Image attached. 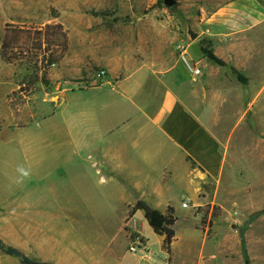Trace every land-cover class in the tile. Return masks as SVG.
Instances as JSON below:
<instances>
[{"label":"crops","instance_id":"obj_1","mask_svg":"<svg viewBox=\"0 0 264 264\" xmlns=\"http://www.w3.org/2000/svg\"><path fill=\"white\" fill-rule=\"evenodd\" d=\"M207 23L209 49L235 68L244 83L204 57L197 38L185 47L200 75L182 59L147 63L137 61L132 52L113 51L101 60L107 77L100 85L80 90L78 99H64L56 115L66 119L65 131L54 136L65 156L89 163V168L82 164L73 172L82 187L102 192L97 198L111 203L104 206L124 209V247L116 248L99 234L93 247L65 250L45 263L245 264L247 255L252 258L249 234L243 238L223 220L209 221L211 213L206 224V212L199 208L219 206L222 216L225 211L226 188L219 182L228 152L213 131L219 114L239 113V122H246L248 113L264 114V0H227ZM236 97L243 103L232 106ZM257 119L263 117L256 115ZM52 122L47 124L49 131L54 129ZM31 176H37L33 169ZM183 197L191 200V210L182 207ZM138 201L162 214L172 207L178 218L170 252L164 249L165 236L159 235L162 257L150 254L149 239L133 223L138 217L145 219L144 212L128 220L129 208ZM61 216L72 223L62 212ZM127 223L137 233L134 240L124 231ZM133 243H142L138 259L126 256Z\"/></svg>","mask_w":264,"mask_h":264},{"label":"rangeland","instance_id":"obj_2","mask_svg":"<svg viewBox=\"0 0 264 264\" xmlns=\"http://www.w3.org/2000/svg\"><path fill=\"white\" fill-rule=\"evenodd\" d=\"M226 1L177 0L174 7L168 8L164 0H0L2 242L43 262L53 260L65 250L91 248L99 234L116 248L123 249L120 223L124 209L104 206L111 203L97 198L104 195L102 192L94 187V190L82 187V180L73 172L82 164L89 168V163L76 155L70 159L64 155L54 132L62 135L66 119L56 114L64 99H78L80 90L103 82L107 72L101 67V60L110 52H132L137 61L147 63L180 60L179 47L188 44L187 23L200 33L197 40L201 47L208 49L212 40L206 34L207 18ZM55 23L62 24L68 34L69 49L65 58L49 70L48 82L37 84L38 90L32 95L25 98L14 95L21 85L33 80V70L26 64L1 58L5 30L11 26L35 29ZM221 67L222 72L228 70L237 78L232 70L235 68ZM102 70L105 76L98 77ZM81 94L89 96L90 91L88 94L81 91ZM241 101L236 97L230 104L238 106ZM240 115L219 114L213 130L228 152L219 182L226 188L222 193L224 215L216 205L199 210L206 212V224L211 213L209 221L223 220L238 232L242 228L243 238L249 234L254 249L252 258L247 255L248 263L264 264V212L251 218L254 212L264 210V114L248 113L246 122H239ZM256 115L263 120L255 121ZM50 121L58 123L50 124L53 131L47 129ZM20 169L28 175L23 176ZM31 169L37 176H31ZM177 196H182L181 192ZM185 212L188 211H182L183 215ZM143 220L146 223L142 229ZM133 223L149 239L150 254L159 258V235L145 219L138 217ZM123 228L128 236L137 235L129 223ZM125 251L132 259L142 255L139 249L137 253ZM0 264L22 263L0 250Z\"/></svg>","mask_w":264,"mask_h":264},{"label":"trees","instance_id":"obj_3","mask_svg":"<svg viewBox=\"0 0 264 264\" xmlns=\"http://www.w3.org/2000/svg\"><path fill=\"white\" fill-rule=\"evenodd\" d=\"M69 49V38L63 25L60 23L46 24L42 28H26L19 26L8 27L1 42V58L6 62L26 64L33 70V80L27 81L14 93L21 98L29 97L38 90L37 84L48 82V73L52 67L59 65ZM204 57L219 66L225 62L214 55L211 49L202 45ZM241 82L245 78L232 69ZM137 211H143L145 219L158 235L165 236L164 249L170 252L175 238L177 217L174 209L168 207L165 214L151 208L146 202L138 201L128 210V220ZM134 239V236H131ZM0 250L11 257L17 258L22 264H49L31 259L19 249L8 246L0 239Z\"/></svg>","mask_w":264,"mask_h":264},{"label":"built area","instance_id":"obj_4","mask_svg":"<svg viewBox=\"0 0 264 264\" xmlns=\"http://www.w3.org/2000/svg\"><path fill=\"white\" fill-rule=\"evenodd\" d=\"M179 49H181V59L184 62V64L187 66V68L194 74V75H200L201 74V69L197 68V67H193L191 63H189L190 61L187 59V53H186V47L181 46L179 47ZM105 76V71H100L98 73V77H104ZM191 206V200L187 197H183V201H182V207L183 208H189ZM142 246V243H133L130 246V252L132 253H137V250L140 249ZM147 252V251H145ZM148 253V252H147ZM155 264V263H154Z\"/></svg>","mask_w":264,"mask_h":264},{"label":"water","instance_id":"obj_5","mask_svg":"<svg viewBox=\"0 0 264 264\" xmlns=\"http://www.w3.org/2000/svg\"><path fill=\"white\" fill-rule=\"evenodd\" d=\"M177 3V0H164V4L168 7H174ZM187 41L188 42H193L195 41L199 36L200 33L197 30H194L191 25L189 23H187ZM262 212H264V210H258L256 212H254L251 216V218H254L255 216L261 214ZM240 234L242 235V228L239 229ZM245 264H249L248 261L245 259Z\"/></svg>","mask_w":264,"mask_h":264},{"label":"clouds","instance_id":"obj_6","mask_svg":"<svg viewBox=\"0 0 264 264\" xmlns=\"http://www.w3.org/2000/svg\"><path fill=\"white\" fill-rule=\"evenodd\" d=\"M19 171L22 173L23 176H27L28 175V172L25 171L24 169H20Z\"/></svg>","mask_w":264,"mask_h":264}]
</instances>
